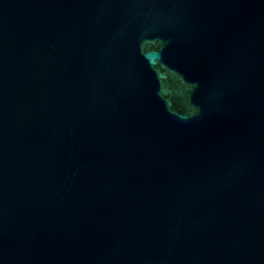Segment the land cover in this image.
Returning <instances> with one entry per match:
<instances>
[{"label":"water","instance_id":"95a60500","mask_svg":"<svg viewBox=\"0 0 264 264\" xmlns=\"http://www.w3.org/2000/svg\"><path fill=\"white\" fill-rule=\"evenodd\" d=\"M0 264H264V0H0Z\"/></svg>","mask_w":264,"mask_h":264}]
</instances>
